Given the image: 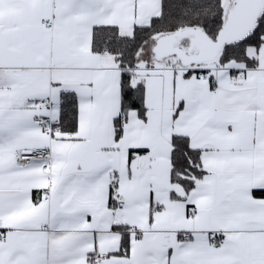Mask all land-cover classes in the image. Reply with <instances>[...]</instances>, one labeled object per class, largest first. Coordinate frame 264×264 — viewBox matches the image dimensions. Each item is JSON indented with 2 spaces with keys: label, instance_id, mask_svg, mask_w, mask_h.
<instances>
[{
  "label": "snow or ice",
  "instance_id": "obj_1",
  "mask_svg": "<svg viewBox=\"0 0 264 264\" xmlns=\"http://www.w3.org/2000/svg\"><path fill=\"white\" fill-rule=\"evenodd\" d=\"M0 264H264V0H0Z\"/></svg>",
  "mask_w": 264,
  "mask_h": 264
}]
</instances>
